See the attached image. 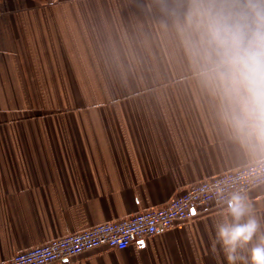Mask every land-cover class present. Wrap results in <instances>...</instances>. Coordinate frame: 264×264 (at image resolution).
Masks as SVG:
<instances>
[{"label":"crops","instance_id":"obj_1","mask_svg":"<svg viewBox=\"0 0 264 264\" xmlns=\"http://www.w3.org/2000/svg\"><path fill=\"white\" fill-rule=\"evenodd\" d=\"M136 4L139 24H0V262L264 161L227 137L193 72L186 0ZM246 197L264 230V183ZM223 218V206L197 209L124 251L54 264H226L210 248Z\"/></svg>","mask_w":264,"mask_h":264},{"label":"clouds","instance_id":"obj_2","mask_svg":"<svg viewBox=\"0 0 264 264\" xmlns=\"http://www.w3.org/2000/svg\"><path fill=\"white\" fill-rule=\"evenodd\" d=\"M186 2L178 29L222 130L241 148L264 153V0ZM215 196L224 218L212 224L211 252L226 264H264V230L247 197L225 198L224 187Z\"/></svg>","mask_w":264,"mask_h":264},{"label":"built area","instance_id":"obj_3","mask_svg":"<svg viewBox=\"0 0 264 264\" xmlns=\"http://www.w3.org/2000/svg\"><path fill=\"white\" fill-rule=\"evenodd\" d=\"M263 183L264 161L252 162L237 170L192 184L165 206L54 239L17 253L0 264H54L103 248L124 251L139 240L163 234L177 222L193 220V211L196 212L197 209L223 206L217 203V187L225 188L227 198L233 191L242 192L246 196L249 190Z\"/></svg>","mask_w":264,"mask_h":264},{"label":"rangeland","instance_id":"obj_4","mask_svg":"<svg viewBox=\"0 0 264 264\" xmlns=\"http://www.w3.org/2000/svg\"><path fill=\"white\" fill-rule=\"evenodd\" d=\"M128 1L132 12L129 14L126 9V14L133 21L123 22L122 0H81L75 4L61 0H0V24H139L136 0ZM177 32L178 29L174 30L173 38L177 51L185 52L177 42ZM180 37L184 42V37Z\"/></svg>","mask_w":264,"mask_h":264},{"label":"snow or ice","instance_id":"obj_5","mask_svg":"<svg viewBox=\"0 0 264 264\" xmlns=\"http://www.w3.org/2000/svg\"><path fill=\"white\" fill-rule=\"evenodd\" d=\"M193 214H195V212L193 211ZM141 246H143V241L139 242Z\"/></svg>","mask_w":264,"mask_h":264}]
</instances>
